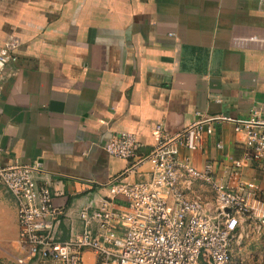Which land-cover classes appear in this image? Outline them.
<instances>
[{
	"label": "crops",
	"instance_id": "1",
	"mask_svg": "<svg viewBox=\"0 0 264 264\" xmlns=\"http://www.w3.org/2000/svg\"><path fill=\"white\" fill-rule=\"evenodd\" d=\"M0 167L40 163L34 173L63 211L60 240L80 232L79 211L106 198L127 163L105 151L118 133L136 136L138 155L157 143L155 126L175 133L201 117L264 114V0H0ZM243 135L215 126L202 152H182L199 170L211 163L228 181L247 152ZM221 144L222 149H217ZM150 177L141 166L127 182ZM264 207V158L241 170ZM206 210L212 192L194 183ZM115 203H122L115 200ZM17 208L0 186V264H44L18 241ZM235 262V261H233ZM94 264V254H84Z\"/></svg>",
	"mask_w": 264,
	"mask_h": 264
},
{
	"label": "built area",
	"instance_id": "2",
	"mask_svg": "<svg viewBox=\"0 0 264 264\" xmlns=\"http://www.w3.org/2000/svg\"><path fill=\"white\" fill-rule=\"evenodd\" d=\"M14 48L10 44L0 51V71L16 60ZM197 115L198 120L175 133L156 125L157 143L142 156L135 135H113L105 151L127 166L108 182L109 195L95 209L78 212L82 229L67 240L55 232L63 211L52 204L48 186L35 181L41 164L0 167V186L15 201L18 241L27 256L44 264H85L84 254L91 251L94 264H233L231 246L237 232L240 238L264 236V207L248 203L257 187L241 179L247 163L264 158V114L254 110L244 119ZM218 124H229L235 134H242L247 149L240 159L226 157L230 167L224 177L228 173L234 186L215 176L211 163L199 170L182 155L202 152ZM216 148L222 149L221 144ZM143 165L149 166L150 177L127 182ZM195 182L212 192L213 214L194 191Z\"/></svg>",
	"mask_w": 264,
	"mask_h": 264
},
{
	"label": "rangeland",
	"instance_id": "3",
	"mask_svg": "<svg viewBox=\"0 0 264 264\" xmlns=\"http://www.w3.org/2000/svg\"><path fill=\"white\" fill-rule=\"evenodd\" d=\"M240 232L231 246V256L233 264H264V236L255 238L239 237ZM235 261V262H233Z\"/></svg>",
	"mask_w": 264,
	"mask_h": 264
}]
</instances>
